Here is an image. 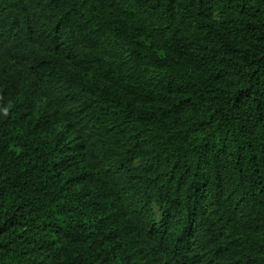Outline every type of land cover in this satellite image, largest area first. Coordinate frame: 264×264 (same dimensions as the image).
<instances>
[{
  "label": "trees",
  "instance_id": "16d2710c",
  "mask_svg": "<svg viewBox=\"0 0 264 264\" xmlns=\"http://www.w3.org/2000/svg\"><path fill=\"white\" fill-rule=\"evenodd\" d=\"M0 264H264V0H0Z\"/></svg>",
  "mask_w": 264,
  "mask_h": 264
},
{
  "label": "rangeland",
  "instance_id": "374dc122",
  "mask_svg": "<svg viewBox=\"0 0 264 264\" xmlns=\"http://www.w3.org/2000/svg\"><path fill=\"white\" fill-rule=\"evenodd\" d=\"M212 21L216 24H219L220 22V16L218 13H215L212 17ZM24 112V111H23ZM30 117V116H29ZM32 127V126H31ZM30 127V128H31ZM29 128V129H30ZM56 131H59V132H63L66 134V137H67V140L69 142H72L73 144H76V141H77V138L76 136L73 134V132H71L68 128H66L65 124H60V125H57L55 128H54ZM43 132H45V129L43 130ZM153 211L156 215V217L158 218L159 216V212H158V209L157 207H153Z\"/></svg>",
  "mask_w": 264,
  "mask_h": 264
}]
</instances>
